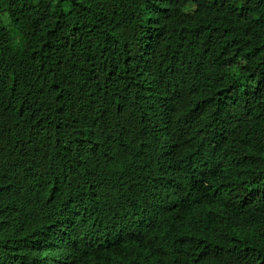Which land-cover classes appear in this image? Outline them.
<instances>
[{
  "label": "trees",
  "instance_id": "obj_1",
  "mask_svg": "<svg viewBox=\"0 0 264 264\" xmlns=\"http://www.w3.org/2000/svg\"><path fill=\"white\" fill-rule=\"evenodd\" d=\"M11 258L264 264V0H0Z\"/></svg>",
  "mask_w": 264,
  "mask_h": 264
},
{
  "label": "clouds",
  "instance_id": "obj_2",
  "mask_svg": "<svg viewBox=\"0 0 264 264\" xmlns=\"http://www.w3.org/2000/svg\"><path fill=\"white\" fill-rule=\"evenodd\" d=\"M13 200L17 205L25 206L27 205L25 202L27 200V196L23 193V187L20 186L17 190L14 191L13 194ZM97 202H100V199L98 198ZM52 220V219H51ZM16 264H28L29 262H26L22 259H13L11 258Z\"/></svg>",
  "mask_w": 264,
  "mask_h": 264
}]
</instances>
